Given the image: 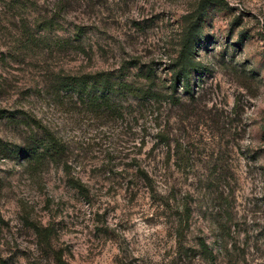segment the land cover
<instances>
[{
  "label": "rangeland",
  "instance_id": "1",
  "mask_svg": "<svg viewBox=\"0 0 264 264\" xmlns=\"http://www.w3.org/2000/svg\"><path fill=\"white\" fill-rule=\"evenodd\" d=\"M193 27L190 97L169 87ZM148 72L166 95L148 104L55 86ZM38 124L62 164L38 169ZM55 255L264 264V0H0V264Z\"/></svg>",
  "mask_w": 264,
  "mask_h": 264
},
{
  "label": "trees",
  "instance_id": "2",
  "mask_svg": "<svg viewBox=\"0 0 264 264\" xmlns=\"http://www.w3.org/2000/svg\"><path fill=\"white\" fill-rule=\"evenodd\" d=\"M195 29L188 31L183 40L181 51L177 57V65L173 67V77L170 82L169 89L175 92L178 87L187 96H192L189 76L191 74L190 58L194 49H197L198 43L195 38ZM143 83L135 85L124 79L123 75L106 74H83L80 76H66L56 83L57 90L70 91L76 95L78 100L86 102L90 106L98 108L112 109L116 106L113 97L117 95L123 99L131 98L138 104H148L150 102H158L165 97L159 90L156 89L154 79L150 72L142 76ZM171 93L167 99L172 104H179V99L173 97ZM99 101V103H97ZM38 129L41 135L38 136V150L34 151L35 161L38 164V169L43 168L47 164L59 165L63 163V158L67 152V147L45 127L38 124ZM159 142L164 146H168V139L159 131L157 134ZM75 188L82 191L83 186L78 182L74 183ZM55 264H67L60 255H55Z\"/></svg>",
  "mask_w": 264,
  "mask_h": 264
}]
</instances>
